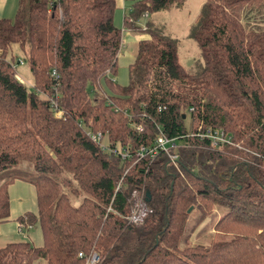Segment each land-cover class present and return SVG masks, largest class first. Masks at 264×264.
Masks as SVG:
<instances>
[{"label":"trees","instance_id":"trees-1","mask_svg":"<svg viewBox=\"0 0 264 264\" xmlns=\"http://www.w3.org/2000/svg\"><path fill=\"white\" fill-rule=\"evenodd\" d=\"M183 1H132L121 28L114 0H17L12 19H0V224L7 188L23 182L36 212L15 222L42 237L40 247H0V264H84L92 254L94 264H264V0L202 3L185 35L201 60L193 73L149 18ZM251 18L263 25L251 28ZM122 30L142 38L121 87L112 79ZM16 55L31 90L15 75ZM206 129L232 145L186 138L178 170L162 154L121 161L85 134L134 151L158 131ZM133 189L148 191L152 209L136 226L125 223ZM193 232L206 242L190 243Z\"/></svg>","mask_w":264,"mask_h":264},{"label":"rangeland","instance_id":"rangeland-1","mask_svg":"<svg viewBox=\"0 0 264 264\" xmlns=\"http://www.w3.org/2000/svg\"><path fill=\"white\" fill-rule=\"evenodd\" d=\"M204 1L205 0H184L180 6L173 7L169 11L160 12L155 17L156 19H158L155 22L162 27V30L164 31V33H166L168 36H170L173 39H176L179 42V46H178L179 62L182 64L185 70L189 73L196 72L200 68L201 60L199 58L198 50L195 47V45L185 37L186 30H187V27L196 18L198 10ZM128 2H131V1L127 0V4ZM119 16H120L119 13H115V17L113 21V24L117 28H120V25H121V17L119 18ZM256 19H253V18L250 19L248 24L251 28L261 27L263 25V23L259 21L255 22ZM138 24L142 26L143 20H139ZM121 51H123L122 48H121ZM17 58H18L17 60L20 61L19 56ZM21 63L22 65L17 64L15 66V75L17 79L23 84V86L27 90H31V76L27 70L26 64L24 62H21ZM112 80L114 81L116 85L121 86V87L127 84V67L125 65H121L120 60L116 65V74ZM54 116L56 118L61 117V112L59 111L54 112ZM19 168L23 170H28L29 165L23 162L19 164ZM22 187L26 189V192L24 194H20L17 191H14L13 193L9 192L10 194L8 193L9 199H10L9 211H11L13 214H16L17 212H19L21 209V206H19V209L17 208H18V205L20 204L19 199H21V200H24V206L26 208L28 207V208H31V210H33V211L30 210L29 212L35 214L36 204H35L34 194L31 191V188L26 187V186H22ZM187 212L189 214L187 223L188 225H191L193 223V220L197 218V214L192 210H189ZM204 223L205 222L199 225V227L196 230L200 229V227L203 226ZM14 229H15V232L17 233L16 224L14 225ZM194 234H195L194 232L190 234V243L195 244V243L206 242V240L204 238H201V236L199 238H194ZM15 235H16L14 237L15 242H29L33 246L42 245L41 232L37 226L31 227L30 229L28 228L27 231L23 230L22 235L20 234V236L17 234ZM38 264H44V262L40 261L38 262Z\"/></svg>","mask_w":264,"mask_h":264},{"label":"built area","instance_id":"built-area-1","mask_svg":"<svg viewBox=\"0 0 264 264\" xmlns=\"http://www.w3.org/2000/svg\"><path fill=\"white\" fill-rule=\"evenodd\" d=\"M146 17V15H143ZM19 65H22L20 62ZM136 132L141 131V126H134ZM86 136L89 140L97 144L103 151H106L113 157L119 158L121 161H131L134 164L139 160H146L148 163L154 161L158 154H162L167 159L169 166L173 169L178 170V149L185 148L181 142L186 138H196L200 142H207V147L209 149H219L223 146H230L231 140L228 135H226L221 130H211L206 129L203 132L189 133L182 136H175L172 138L165 137L162 133L158 131L153 143L148 146H139L136 150L130 151L126 146H113L111 148L104 147V140L100 133H91L90 131H85ZM118 186H116L115 190ZM130 209L128 215L125 217V223L127 225H140L143 220L152 214V209L149 208L148 203L144 201V191L143 189H133L129 194ZM109 211V208H107ZM24 227L17 224V233L22 235ZM81 258V254L77 255ZM97 258L92 254L86 261L85 264H94Z\"/></svg>","mask_w":264,"mask_h":264},{"label":"crops","instance_id":"crops-1","mask_svg":"<svg viewBox=\"0 0 264 264\" xmlns=\"http://www.w3.org/2000/svg\"><path fill=\"white\" fill-rule=\"evenodd\" d=\"M130 1L131 2H128V4H127V0H114L115 8H116L115 13H119V15H120L119 18L120 17L122 18V16L129 10L130 4L132 3L133 0H130ZM16 2H17V0H0V19H12L13 15L15 13V10H16ZM115 13H114V17H115ZM158 14L159 13L153 14L149 18L153 21H157L158 19H156L155 17ZM120 28H121V25H120ZM141 38H142L141 33H138V32L137 33H129L127 31L122 30L121 47H120V50H119V53L117 56V63L120 60V64L125 65L126 67H128L132 63L134 53L136 50V45ZM121 48L123 49V51H121ZM22 186H26V187L31 188V191L34 194L33 188L30 185L25 184L23 182L15 181L13 184H11L7 188V195L9 192L13 193L14 191H17L20 194H24L26 192V189H24V187H22ZM10 189H11V191H10ZM19 202H20V204L18 205L17 209H19V206H21L20 211L17 212L16 214H13L11 211H9V216H8L7 221L0 224V247H3L9 243H17L14 241V237L16 236L15 234H17L19 236H20V234L15 232V229H14V225L16 224L15 220H16V218H18L19 216H21L25 213H31V212H29L31 210V208H28V207L26 208L24 206V200L19 199ZM8 203H9V208H10L9 195H8ZM31 211H33V210H31ZM10 212H11V214H10ZM32 214H34V213H32ZM24 230L27 231L28 228L24 229ZM34 247H40V246H34Z\"/></svg>","mask_w":264,"mask_h":264},{"label":"water","instance_id":"water-1","mask_svg":"<svg viewBox=\"0 0 264 264\" xmlns=\"http://www.w3.org/2000/svg\"><path fill=\"white\" fill-rule=\"evenodd\" d=\"M149 199H150L149 193H148L147 190H145V191H144V201H145L146 203H148V202H149ZM188 211H189V210H188Z\"/></svg>","mask_w":264,"mask_h":264}]
</instances>
